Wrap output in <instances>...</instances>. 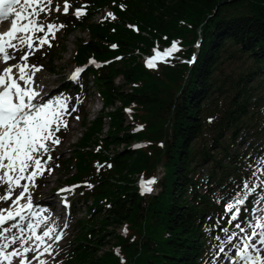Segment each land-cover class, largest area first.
I'll list each match as a JSON object with an SVG mask.
<instances>
[{
    "label": "trees",
    "instance_id": "16d2710c",
    "mask_svg": "<svg viewBox=\"0 0 264 264\" xmlns=\"http://www.w3.org/2000/svg\"><path fill=\"white\" fill-rule=\"evenodd\" d=\"M64 1L70 10L60 16L63 33L79 28L89 35L77 41L74 63L89 57L104 63L88 67L68 88L80 94L92 79L103 106L120 102L140 129L128 132L121 109L108 114L110 130L101 146H124L110 158L90 156L108 159L100 178L86 179L92 189L79 196L87 222L97 223L88 227L89 234L85 228L64 264H212L223 230H235L227 206L244 199L232 209L244 222L247 196L264 181L256 166L264 157V0ZM77 4L84 9L81 17L72 15ZM102 8L111 15L94 23ZM153 39L163 44L155 45L160 52L173 43L178 50L151 69L142 56L149 55ZM133 51L141 53V61ZM229 64L237 69L226 72ZM116 78L136 87L125 91ZM87 120L82 119L86 131L77 147L95 144L101 131L100 116ZM134 140L152 150L146 155L131 149ZM77 149V174L68 183H83L90 170L86 154ZM158 166L163 175L157 193L137 195L135 174ZM121 223L122 236L107 231ZM96 227L101 235L91 236ZM108 236L113 243L104 249L109 242H101Z\"/></svg>",
    "mask_w": 264,
    "mask_h": 264
},
{
    "label": "rangeland",
    "instance_id": "374dc122",
    "mask_svg": "<svg viewBox=\"0 0 264 264\" xmlns=\"http://www.w3.org/2000/svg\"><path fill=\"white\" fill-rule=\"evenodd\" d=\"M72 4L77 3L76 0H70ZM59 0H53L51 5L46 6L45 11L40 13L38 16V24L40 25H48L49 23H53L56 26L55 31V38H52V35L47 34L46 31L43 33H37V36L47 37L48 43L44 45H40L38 40L33 41L32 50H29L27 47H23L21 51L14 52L13 49L9 48L8 51L14 54L17 58L10 60L7 65L12 66L20 63V57L23 56L25 53H29L27 57V63L31 66L39 67L41 70L36 72L33 76V83L32 87L33 90L40 93L42 99L49 100L55 99L59 96H63L67 98V106L68 111L64 114L63 119L67 121V127H61L59 132L55 133V138L60 140L58 145L52 144L48 142L51 152L50 155L53 157L50 161H48L47 169L44 170L42 175H38L35 178V187H30L29 191L31 192V200L32 202H36L39 205L41 204L46 205L49 207L47 203L48 197H54L57 201L52 203V208L56 206H62L61 211L63 212L60 216L58 211L56 210L57 214L55 215L54 212H51V219L50 223L48 222H40L38 225L44 228L46 231L49 227H54L55 231L51 233L52 236L57 234H62V239L57 243L52 240H49L53 243L54 249H52V254L49 255L45 253L40 259H43L46 264H64L65 259L68 255L69 249L74 250L75 246L77 245L78 241H81V236L83 235V231L86 228L88 234V227L92 226L97 221L93 223L87 222L88 217L86 214V209L84 206V200L79 199L83 192L90 191L92 189L91 183L86 179H90L91 181L100 178V171L101 165H104L105 162L108 160H97V159H90L91 155L95 156H104L110 158L116 152H119L123 149L124 143L118 145H110L107 149L101 146L102 142L105 140L106 135L110 130V115L116 109H121V111L125 115V125L129 126L128 132L130 134H136L140 131L138 127L133 125V121L130 119L128 109L124 108L120 102H115L114 105L110 106H103L102 104V96L99 94L97 87L94 85L92 79L89 78V85L82 93H75L68 89V86L72 84L70 79V74L76 68H78V64L74 63V56L76 53V43L79 39L82 41H87L89 35L86 31L78 29H74L72 34L65 35L62 31V19L60 18L63 10L56 11L55 9L59 7V9L63 8V5L66 3L62 0L58 5ZM79 4V3H78ZM74 5L73 8L80 9L82 5ZM19 5V4H18ZM70 5V4H69ZM23 7V6H19ZM103 9V8H102ZM70 10V8H69ZM82 11V9H80ZM84 10V9H83ZM31 11V9H29ZM48 11V14H47ZM49 11L53 14L50 15ZM98 10H94V14ZM110 14V10L106 8V10H102V13H97L94 18L93 22H97L102 18H107ZM55 15V16H54ZM135 30V26H133ZM137 34V33H135ZM49 37V38H48ZM152 42V49H156L157 46L155 45H162L159 40L153 39ZM13 43H18V41H13ZM51 45V46H49ZM152 49L150 48L148 54H153ZM139 50V49H138ZM140 51V50H139ZM133 56H139L141 53L138 51L132 52ZM142 54H144L142 52ZM48 55H54L53 60L50 62L47 60ZM41 56V57H39ZM45 56V58H44ZM141 61V58L139 59ZM6 64L0 63V73L5 69ZM95 65V64H93ZM86 68V67H85ZM237 69V65L229 64L225 67L226 72L235 71ZM15 72V68L13 69ZM157 71L156 69L154 72ZM81 74V73H80ZM80 77V76H79ZM115 84L122 88L125 91L131 92L133 87H136L134 82H129L124 84L122 79L117 78L115 80ZM76 109L72 111V109ZM87 117V123L94 121L96 116H100L102 118V126L101 131L97 133V139L95 144L90 143L91 145H86V147H77L79 144V139L82 137L83 133L86 131L85 128L82 127V119L83 117ZM78 117V119H77ZM87 124V125H88ZM92 140V142H93ZM143 141H131L129 147L133 150H140L143 151L147 155V151L152 150V148L145 149ZM78 148L77 151L84 152L86 154V158H88L90 162V170L86 175L83 176L85 180L83 183H79L75 181V183H68L69 179L77 174V169H75L73 156L75 153L74 149ZM146 150V151H145ZM47 157H45L46 159ZM31 171V169H29ZM145 171V167L140 169V172L135 174L134 176V186L137 192V195L147 196L156 194L159 189V178L162 179V169L160 166L156 167L151 173L143 172ZM108 179V178H106ZM46 180L47 186L44 188L41 187L42 182ZM48 180V181H47ZM149 181H154L152 184H148ZM21 184L28 183L27 181H20ZM150 187L151 191H145L144 187ZM254 187L257 190L249 192L247 198H249L248 207L243 209L246 218L245 221L239 220L238 218V211L232 210L231 213V222L230 227L235 226V230L228 231L226 234L224 232V238L221 241H227V236L235 233L233 236V240L231 243H225L222 246L224 247V252H220L219 248L217 249L216 256L212 260V264H233L235 260V252L236 249L233 247V244H240L245 233L240 232V229L236 227L239 224L242 228H245L246 231L250 232L251 229L248 228L249 223L254 224L256 220H258L262 215H264V181L261 183V187H259V183L254 184ZM70 189V191H67ZM7 191V185L0 184V195L5 194ZM22 191L21 188H16L15 193L13 195V199L15 198V194H18ZM61 200L65 201L70 206L67 207L62 203ZM80 201V203H78ZM19 202L27 203V199H22ZM57 202V203H56ZM87 204L90 203L89 201L86 202ZM12 205V200L2 201L0 200V209H8ZM74 206L73 209H71ZM238 208L240 205L237 206ZM236 207V209H237ZM50 208V207H49ZM44 209V208H43ZM57 209V208H56ZM6 213V212H5ZM4 213V215H5ZM7 214V213H6ZM58 215V216H57ZM233 215L236 216V219L233 220ZM98 213L94 216L97 219ZM15 222H12L13 224ZM32 223H36V221H32ZM11 224L7 226L10 227ZM18 224V222H16ZM117 226L112 227L109 226L107 231H114L117 235H123L125 232V224H116ZM25 226V225H24ZM21 227V226H20ZM26 227V226H25ZM98 227L94 228L95 231L91 232V236L94 232V235H101V232L96 230ZM231 229V228H230ZM27 230V228H26ZM19 229H12V232L8 233L9 235L15 234ZM260 231V230H257ZM37 233V231H36ZM38 235V234H37ZM108 235V234H107ZM7 236V235H6ZM11 237V236H9ZM46 241H48L46 239ZM109 242V243H108ZM29 243H34V241H30ZM102 244L108 243L104 249H109L110 243H113V239L109 236L104 237L102 239ZM88 244H92L89 242ZM219 247L221 243L218 244ZM12 247H19V244L13 245ZM256 247L260 249L261 253L264 254V246H261L257 243ZM116 246H112L110 249H115ZM12 249L9 248L8 251ZM28 258L32 260V264H38V261L32 259L34 256L37 255L36 252L28 253ZM231 257L232 259H229ZM7 264V263H5ZM11 264H20L19 258H13ZM243 264V262H241Z\"/></svg>",
    "mask_w": 264,
    "mask_h": 264
},
{
    "label": "snow or ice",
    "instance_id": "6c2138e0",
    "mask_svg": "<svg viewBox=\"0 0 264 264\" xmlns=\"http://www.w3.org/2000/svg\"><path fill=\"white\" fill-rule=\"evenodd\" d=\"M52 3L53 0H23L26 7L17 10L15 6L21 4V0H0V20L8 19L13 13L15 15V18L11 20L10 29L0 34V59L7 64L9 60L17 58L8 51L9 48L14 52L21 51L23 47L32 50L34 40H38L40 45L48 43L46 36H37V33L46 31L47 34L52 35V38H55L57 30L55 25L51 23L46 26L40 25L34 19ZM29 8L31 11H28ZM69 8L70 5L66 2L63 5V12L67 14ZM55 10L60 9L57 7ZM75 15L80 17L83 12L77 9ZM112 18L115 19V17ZM21 21L27 22L18 25ZM13 41H18V43H13ZM177 50L175 43L163 52L154 49L155 56L147 61V65L152 67L156 59L165 60ZM28 54L25 53L19 58L20 63L8 66L3 73H0V184L7 185V191L0 195V200H12V205L15 206L14 210L12 206L8 209H0V264H5V262L11 264L13 258L17 257L20 264H32L27 254L33 251L37 255L32 259L37 260L38 264H46L43 259H40L45 253L52 254V244L46 243V239L57 243L62 239V234L51 235L55 231L54 227H49L41 235H37L36 229L40 221L35 213L30 212L33 205L29 188L36 186L35 178L43 174V171L47 169L48 161L53 158L50 155L51 148L48 142L58 145L60 140L55 138V133L59 132L62 126L67 127V121L63 119L68 111L67 98L63 96L49 100L40 98V93L33 90L32 83L33 76L41 69L27 63ZM81 71L82 69H77L71 78L76 79ZM75 110L72 109V111ZM256 166L264 174V157L257 161ZM47 170L50 171V169ZM20 181L28 183L21 184ZM152 183L154 181L148 182L149 185ZM142 187L145 191L152 190L145 185ZM244 187L248 188V184L245 183ZM16 188H21L22 191L15 194L13 199ZM22 199H27L28 202L20 204L19 201ZM243 203L244 199H237L234 204H229L226 210L231 212L233 208ZM25 210L30 212L27 218L23 215ZM17 217L21 221L29 220L26 224L27 233L16 223L4 228L8 221H14ZM33 219H36V223L31 222ZM232 219L235 220L236 216L233 215ZM236 227L245 235L240 244H233L236 249L233 264H241V262L243 264H264V254L256 247L257 243L264 246V215L254 224L249 223L250 232L239 224ZM12 229H19V233L7 237L5 234L12 232ZM223 231L227 234L229 230L225 228ZM234 235L235 233L228 235L227 241L221 242L220 252H224L222 245L231 243ZM216 239L220 240V237ZM30 241L34 243H29ZM16 244H19V247H12ZM9 248L12 250L8 251ZM229 259L232 258L229 257Z\"/></svg>",
    "mask_w": 264,
    "mask_h": 264
},
{
    "label": "bare ground",
    "instance_id": "6f19581e",
    "mask_svg": "<svg viewBox=\"0 0 264 264\" xmlns=\"http://www.w3.org/2000/svg\"><path fill=\"white\" fill-rule=\"evenodd\" d=\"M14 15V14H13ZM4 32H2V31H0V34H3ZM23 83V82H22ZM40 98H42L41 97V95H40ZM48 181V180H47ZM47 182H46V180L45 181H43L42 182V185H41V187H45V186H47V184H46ZM44 201H47V203L49 204V207H47L46 205H43V204H41V201L39 202V205H38V203H35V209L33 210V212L32 213H35L36 214V217H38L39 218V221L42 223H44V222H48V223H50V219H51V212H54L55 213V215L57 214V212H56V210L58 211V214L61 216L62 215V211H61V208H62V206H56L55 208H52V203L54 202V201H57L56 200V198H54V197H48L47 198V200H44ZM57 203V202H56ZM44 208V209H43ZM57 208V209H56ZM25 212H27V214H30V212H31V210H30V212H29V210H25ZM58 216V215H57ZM32 221H36V219H33ZM31 221V222H32ZM39 222V223H40ZM21 228H24L25 229V232L27 233V230H26V227L24 226V227H21ZM37 234L38 235H41L43 232H44V228L43 227H40V225H38V227H37ZM19 233V231H17L15 234H18ZM6 235V234H5ZM9 236H12V235H7V237H9ZM46 243H50V244H52V249H54V245H53V243L52 242H50L49 240L48 241H46ZM42 250V249H41ZM29 253H33V252H29Z\"/></svg>",
    "mask_w": 264,
    "mask_h": 264
}]
</instances>
